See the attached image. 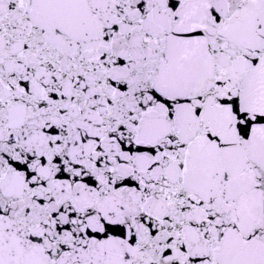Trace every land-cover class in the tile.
I'll return each mask as SVG.
<instances>
[{"label": "snow or ice", "instance_id": "snow-or-ice-1", "mask_svg": "<svg viewBox=\"0 0 264 264\" xmlns=\"http://www.w3.org/2000/svg\"><path fill=\"white\" fill-rule=\"evenodd\" d=\"M0 264H264V0H0Z\"/></svg>", "mask_w": 264, "mask_h": 264}]
</instances>
